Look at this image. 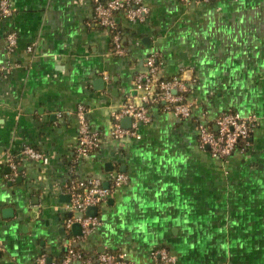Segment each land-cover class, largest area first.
<instances>
[{"label": "crops", "instance_id": "crops-1", "mask_svg": "<svg viewBox=\"0 0 264 264\" xmlns=\"http://www.w3.org/2000/svg\"><path fill=\"white\" fill-rule=\"evenodd\" d=\"M7 2L12 13L0 24V264H37L41 255L58 262L70 243L87 255L122 253L134 264H161L150 255L158 246L175 264H264V0H142L143 22L115 13L123 54L98 23L94 0ZM10 32L17 35L13 51ZM152 53L163 61L160 75L182 74L192 115L180 119L152 104L140 138L115 139L114 112L127 100L139 103L136 76ZM80 105L101 132L87 156L77 153ZM226 111L253 116L256 125L248 144L223 160L200 145L197 125L215 129ZM25 145L49 161L24 160L13 172L8 159ZM118 172L128 182L99 205L101 224L86 236L81 224L68 226L81 215L69 207L68 186L89 177L109 186Z\"/></svg>", "mask_w": 264, "mask_h": 264}, {"label": "built area", "instance_id": "built-area-1", "mask_svg": "<svg viewBox=\"0 0 264 264\" xmlns=\"http://www.w3.org/2000/svg\"><path fill=\"white\" fill-rule=\"evenodd\" d=\"M184 2H212L215 0H182ZM123 11L130 21L143 22L146 19L148 8L142 0H94V13L98 23L108 28L112 34L114 52L123 54L125 47L122 45V31L118 29L115 13ZM12 13L7 0H0V24L1 20ZM7 49L13 51L17 44V35L10 32L6 36ZM31 48V47H30ZM163 61L156 53L146 57L145 72L136 76L137 84L143 89L139 96V103L127 100L114 112V123L112 136L115 139L125 137L140 138L138 128L141 123L149 120V105L162 102V108L170 111L180 119H188L192 115L193 103L187 97L188 85L182 74L173 77L160 75ZM4 67L0 65V69ZM76 115L78 118V144L77 153L80 156L90 155L100 145L101 132L92 128L87 119V110L83 105L78 106ZM131 118V125L125 127L122 124L124 117ZM215 129L211 125L198 122V138L202 146H209L212 156L226 159L238 147L241 142L246 144L252 128L256 125L253 116H244L236 111L222 112L215 120ZM24 160H33L47 163L49 156L31 145H25L19 155L11 156L8 164L15 172ZM128 182L127 174L116 173L109 186L94 177L77 179L68 186L70 194L69 207L72 211L80 212L77 218L68 220L67 225L79 222L82 226V234L88 235L94 228L101 224L98 214L85 215L88 206L103 203L108 196ZM85 255V256H84ZM151 257L161 264H175L177 257L170 253L165 247H155L150 251ZM37 264H134L122 253L104 251L97 255H87L76 249L72 243L69 244L67 253L58 261H49L45 255L37 259Z\"/></svg>", "mask_w": 264, "mask_h": 264}, {"label": "water", "instance_id": "water-1", "mask_svg": "<svg viewBox=\"0 0 264 264\" xmlns=\"http://www.w3.org/2000/svg\"><path fill=\"white\" fill-rule=\"evenodd\" d=\"M123 120H124V123H126L128 121L131 122V118L130 117H125ZM205 147L209 149V146L208 145H206ZM104 186H107V183L104 182ZM98 210H99V206H97V205L88 206L87 209L85 210V215H87V216L96 215V214H98ZM78 224H80V223L79 222L78 223L76 222V223H74L73 226H78Z\"/></svg>", "mask_w": 264, "mask_h": 264}, {"label": "trees", "instance_id": "trees-1", "mask_svg": "<svg viewBox=\"0 0 264 264\" xmlns=\"http://www.w3.org/2000/svg\"><path fill=\"white\" fill-rule=\"evenodd\" d=\"M122 41V40H121ZM122 45L124 46L125 45V42L124 41H122ZM125 47V46H124ZM158 105H160V106H162V102H159V104ZM212 128H213V126H212ZM81 252H82V250H80ZM85 256V255H84Z\"/></svg>", "mask_w": 264, "mask_h": 264}]
</instances>
